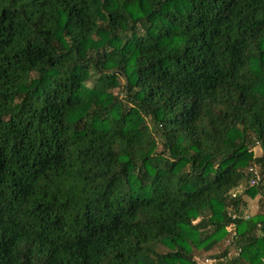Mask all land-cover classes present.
Masks as SVG:
<instances>
[{
	"label": "trees",
	"instance_id": "16d2710c",
	"mask_svg": "<svg viewBox=\"0 0 264 264\" xmlns=\"http://www.w3.org/2000/svg\"><path fill=\"white\" fill-rule=\"evenodd\" d=\"M208 259L264 264V0H0V264Z\"/></svg>",
	"mask_w": 264,
	"mask_h": 264
},
{
	"label": "rangeland",
	"instance_id": "374dc122",
	"mask_svg": "<svg viewBox=\"0 0 264 264\" xmlns=\"http://www.w3.org/2000/svg\"><path fill=\"white\" fill-rule=\"evenodd\" d=\"M113 91H114V92H117L118 89L116 88V89H114ZM261 153H262V150H261L259 147L254 148V150H253V154H254V155L258 156V155H261ZM248 203L250 204V207H251V208L248 210V212H249V213L254 212V211L256 210V208H257V202H256V200H251V201H249ZM207 264H208V262H207Z\"/></svg>",
	"mask_w": 264,
	"mask_h": 264
},
{
	"label": "built area",
	"instance_id": "2783aa9c",
	"mask_svg": "<svg viewBox=\"0 0 264 264\" xmlns=\"http://www.w3.org/2000/svg\"><path fill=\"white\" fill-rule=\"evenodd\" d=\"M236 252H237L236 253V255H237L240 252V250H237ZM206 262H208V264H211L212 262H214V260L208 259V260H206Z\"/></svg>",
	"mask_w": 264,
	"mask_h": 264
}]
</instances>
